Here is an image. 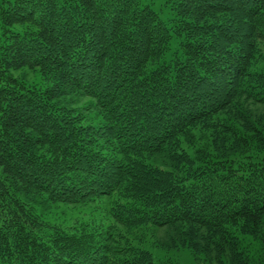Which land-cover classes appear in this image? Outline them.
<instances>
[{
    "label": "trees",
    "instance_id": "trees-1",
    "mask_svg": "<svg viewBox=\"0 0 264 264\" xmlns=\"http://www.w3.org/2000/svg\"><path fill=\"white\" fill-rule=\"evenodd\" d=\"M143 1L0 0L2 264H264V0Z\"/></svg>",
    "mask_w": 264,
    "mask_h": 264
},
{
    "label": "rangeland",
    "instance_id": "rangeland-1",
    "mask_svg": "<svg viewBox=\"0 0 264 264\" xmlns=\"http://www.w3.org/2000/svg\"><path fill=\"white\" fill-rule=\"evenodd\" d=\"M148 2H154L153 9L158 11L161 16L165 20H169L170 18H173V12L169 11L167 8L168 6L165 5L166 0H144L143 3ZM3 34L0 27V42L3 40ZM110 199L107 197L98 199L96 202L91 203L87 207H77L75 209L68 208L66 206H61L57 209H51L50 216L59 221L64 222V225H69L73 223L77 218L79 220H95L96 222H102L105 226L109 225L111 223L112 217L110 214ZM155 237H150L147 242L145 243V246L147 249H149L155 256L156 262L160 263L166 259H171L174 262H177L178 264H207L205 262H199L196 261L191 254V252L187 249L182 250H167L165 248L159 247V245L156 244L155 240L158 241L160 244L166 240L164 236V230L155 231ZM260 253L255 254L256 262L258 260H262V258H258ZM0 264L1 261H0ZM209 264V263H208ZM216 264V263H212Z\"/></svg>",
    "mask_w": 264,
    "mask_h": 264
}]
</instances>
